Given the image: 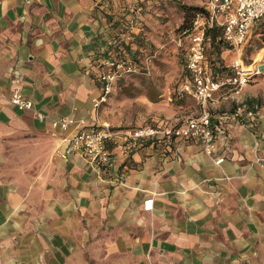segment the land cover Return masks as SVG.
<instances>
[{
  "label": "crops",
  "instance_id": "0c3cea01",
  "mask_svg": "<svg viewBox=\"0 0 264 264\" xmlns=\"http://www.w3.org/2000/svg\"><path fill=\"white\" fill-rule=\"evenodd\" d=\"M160 1L168 5L0 0V264H264V76L210 102L214 126L225 129L212 156L196 141L132 149L119 137L107 143L115 161L107 168L67 153L95 119L123 130L200 114L192 97L170 94L166 79L133 75L94 108L103 92L97 55L118 40L141 50L149 32H166L156 24ZM207 1L170 0L169 10ZM139 2L146 11L135 27ZM222 58V67L231 61ZM249 59L263 60L264 46ZM14 87L32 110L11 105ZM242 103L257 109L255 122L219 120ZM61 118L76 124L55 129Z\"/></svg>",
  "mask_w": 264,
  "mask_h": 264
},
{
  "label": "built area",
  "instance_id": "2783aa9c",
  "mask_svg": "<svg viewBox=\"0 0 264 264\" xmlns=\"http://www.w3.org/2000/svg\"><path fill=\"white\" fill-rule=\"evenodd\" d=\"M141 10V7L136 10L134 8L132 26L135 18L140 17ZM263 17L264 0H208L204 11L196 14L191 33L177 39L178 45L184 51L185 67L188 72V79L182 84L181 91L198 103L201 108L200 114L177 123L159 122L153 126L123 130H113L109 125L95 119V126L83 129L69 141L67 153H78L90 164L98 168H107L115 162L107 143L119 137L132 149L148 141L154 143L172 140L196 141L203 146L208 156H212L216 137L224 135L225 129L214 126L213 114L209 109L210 102L224 89L237 91L257 77L264 76V59L247 63L243 58V49L249 33ZM214 28L222 30L223 42L235 53V57L228 65L222 67V64L217 63L218 69H214L207 55L210 39L207 33ZM127 38L131 39V35ZM144 63L134 60L125 49L112 48L98 54L96 66L99 69L98 79L103 92L94 102V108L99 110L107 101L108 95L120 78L149 73V68ZM10 103L19 111H30L34 108V103L18 87L13 88ZM257 117L256 108L242 103L233 112L221 115L219 120L244 124L255 122ZM39 118L43 120L45 116L40 114ZM75 124L76 120L73 118H61L52 122L55 129L62 131H67ZM153 206L154 201L148 200L144 203V210L151 211Z\"/></svg>",
  "mask_w": 264,
  "mask_h": 264
},
{
  "label": "rangeland",
  "instance_id": "374dc122",
  "mask_svg": "<svg viewBox=\"0 0 264 264\" xmlns=\"http://www.w3.org/2000/svg\"><path fill=\"white\" fill-rule=\"evenodd\" d=\"M170 0H166L167 6L164 5V2L159 4L161 10H164L163 13L157 14V21L156 24H161L162 26H165L166 32L159 33L158 36H154L152 32H149L150 35L147 34L146 36V43L144 46L141 47L140 42L137 45H140L137 49H129V45H126V43L122 44L120 40L117 41L118 45L114 48L116 49H125L129 52V55L136 61H144V65L148 66L149 73L147 74H133V76H136V78H157L160 79L162 82L166 79L169 83L167 84L170 88V94L177 96H180L182 93L181 86L185 82L186 77L188 75L187 70L185 69V60H184V51L182 48L178 45L177 39L180 36L179 27L181 23L183 22L184 18V11L180 8L178 10H169ZM142 8L141 15L138 18H135V23L133 26L137 27L140 25L142 21V16L146 11V7L143 3L139 2L134 4L133 10L137 8ZM181 11L183 14H181ZM134 15V11H133ZM132 19V18H131ZM264 23V17L261 18L252 30L249 33V40L247 45L243 49V58L244 61L247 63H251V60L249 59L251 56L256 57L257 52L261 47L264 46V41L262 40V36L260 34V27L261 24ZM131 20L129 22V25H131ZM130 36V34H129ZM156 39L157 42L155 41ZM131 42L136 40H133V35H131V39H129ZM121 42V43H120ZM129 42V43H131ZM187 44V43H186ZM221 46L220 50L217 51L212 44L208 42L207 45V55L209 60L212 62L214 69H218L217 63H222L225 59L222 58V54L225 55L226 58L233 59L235 57V53L227 52L229 50V45ZM226 52V53H223ZM229 53V54H228ZM246 54V55H245ZM246 56V60H245ZM151 88L155 87L154 85L150 86ZM162 87V85H161ZM168 91V90H167ZM169 92V91H168Z\"/></svg>",
  "mask_w": 264,
  "mask_h": 264
},
{
  "label": "trees",
  "instance_id": "16d2710c",
  "mask_svg": "<svg viewBox=\"0 0 264 264\" xmlns=\"http://www.w3.org/2000/svg\"><path fill=\"white\" fill-rule=\"evenodd\" d=\"M182 10L184 11V19L181 23L180 27L178 28L180 31V36H186L191 33L193 28V21L197 13L204 11V7L196 6V5H182ZM260 34L262 36V40L264 41V23L261 24L260 27ZM208 37L210 38L208 42L212 44V46L220 50L221 46L224 45L222 40V30L219 28L210 29L207 33ZM118 43H115V47ZM227 45V44H225Z\"/></svg>",
  "mask_w": 264,
  "mask_h": 264
}]
</instances>
